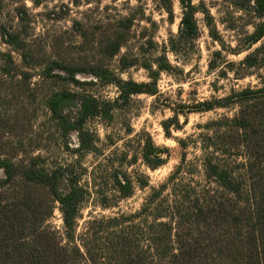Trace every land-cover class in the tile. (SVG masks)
I'll return each mask as SVG.
<instances>
[{"label": "rangeland", "instance_id": "obj_1", "mask_svg": "<svg viewBox=\"0 0 264 264\" xmlns=\"http://www.w3.org/2000/svg\"><path fill=\"white\" fill-rule=\"evenodd\" d=\"M193 4L197 8L195 17L200 34L193 42H182L179 52L173 53L170 38L178 34L183 13L179 0H0V157L38 159L37 163L49 171L60 167L76 176L89 192L78 231L91 217L138 212L151 188L166 182L182 157H185L183 172L169 181L170 186L156 198V203L175 197L173 188L181 182L200 191L209 183L202 164L201 139L208 131L205 124L234 117L238 107L228 105L204 111L195 110L193 105L214 101L247 86L255 87L264 77L262 65L247 67L242 63L247 53L259 47L264 39L250 47L247 44V35L260 20L253 9L241 6L239 0H193ZM126 17L132 18L129 40L107 65L116 81L148 82L150 70L145 65L151 71L157 70L156 59L166 55L173 69L160 71L156 83L159 96L137 93L121 98L120 87L114 81L106 82L87 73L76 76L78 84L61 77H47L40 66L26 64L21 52L4 42L1 32L6 38L9 32H19L38 61L66 59L82 64L85 57L89 61L96 58L82 41L79 28L99 37L100 33L117 28V22ZM215 51H220V56L214 55ZM122 57L129 65H122ZM214 58L217 68L210 69L209 63ZM62 91L114 103L108 115H96L84 123V128L94 135L90 150L80 148L76 131L63 133L48 107L51 95ZM79 101L78 95L68 100L62 113L71 119L79 117ZM176 111L178 128L172 123L168 136L162 123ZM148 135L156 146L167 148L164 162L156 168L148 166L139 152ZM178 139L185 140V148ZM113 168L133 181L132 195L120 196L109 174ZM141 176L149 183L144 188L138 187ZM3 178L0 170V179ZM67 188L64 178L60 189ZM39 193L50 200L47 191ZM102 199L110 207L102 208ZM53 205L48 222L62 233L60 204L54 201ZM136 223L138 216L126 221L127 225Z\"/></svg>", "mask_w": 264, "mask_h": 264}, {"label": "trees", "instance_id": "obj_2", "mask_svg": "<svg viewBox=\"0 0 264 264\" xmlns=\"http://www.w3.org/2000/svg\"><path fill=\"white\" fill-rule=\"evenodd\" d=\"M179 1L183 13L178 34L170 38L173 53L179 52L182 42H193L200 34L193 0ZM239 4L251 7L260 19L246 37L250 47L264 37V0H239ZM131 26L132 18L120 19L117 28L100 33L99 37L80 27L82 41L96 58L89 61L85 57L82 64L66 59L38 61L19 32H9L8 38L1 32L4 42L20 51L26 64L40 66L47 77H61L78 84L76 76L87 73L106 82L114 81L120 87L121 98L137 93L159 96L156 83L160 71L173 69L166 55L156 59L157 70L151 71L145 65L150 70L148 82L116 81L107 65L129 40ZM220 54L214 52L216 56ZM263 61L264 39L259 47L247 53L242 63L247 67H264ZM120 62L129 65L125 57ZM209 68H217L215 58ZM259 83L193 105L195 110L204 111L228 105L238 107L234 117L205 124L208 131L201 139L202 164L209 183L200 191L181 182L173 188L175 197L156 203V198L170 186L169 181L183 172L185 157H182L168 180L151 188L138 212L91 217L80 231L81 210L89 192L76 176L60 167L49 171L37 163L38 159L0 157V170L4 174L0 179V264H264V77ZM77 95L79 117L71 119L62 113V106ZM112 106L114 103L110 101L71 91L54 93L48 99V107L63 133L76 131L82 150H90L94 143V135L84 128L86 120L96 115L105 117ZM172 123L178 128L177 111L162 123L168 136ZM177 141L185 148V140ZM166 150L156 146L148 135L139 152L148 166L156 168L164 162ZM109 174L121 197L133 194L134 183L126 173L113 168ZM64 178L68 182L65 191L60 189ZM148 185L145 176L139 177L138 187ZM41 190L47 191L50 200L42 197ZM102 200V208L110 207ZM54 201L60 204L62 233L48 222L54 212ZM137 216L138 223L126 224Z\"/></svg>", "mask_w": 264, "mask_h": 264}]
</instances>
